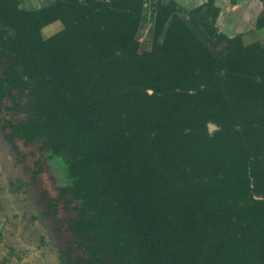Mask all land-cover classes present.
I'll list each match as a JSON object with an SVG mask.
<instances>
[{"label": "trees", "instance_id": "trees-1", "mask_svg": "<svg viewBox=\"0 0 264 264\" xmlns=\"http://www.w3.org/2000/svg\"><path fill=\"white\" fill-rule=\"evenodd\" d=\"M142 6L0 0V112L62 159L87 264H264V51L215 53L212 0H157L141 50Z\"/></svg>", "mask_w": 264, "mask_h": 264}, {"label": "flooded vegetation", "instance_id": "flooded-vegetation-1", "mask_svg": "<svg viewBox=\"0 0 264 264\" xmlns=\"http://www.w3.org/2000/svg\"><path fill=\"white\" fill-rule=\"evenodd\" d=\"M169 1L176 5L174 14L185 20L189 10L207 2L159 0L162 4ZM142 3L141 13L146 3L154 8L157 0ZM212 5L217 9L214 31L222 37L214 42L215 53L226 52L228 41L242 49L257 46L264 51L259 39L245 43L242 38L250 31L264 29V0H212ZM178 11L184 14L180 16ZM220 24L230 29L229 35L222 33L226 29ZM236 27L242 30L236 32ZM1 102L4 110L0 112V264H87L86 244L76 241L81 236L70 224L72 216L65 202L71 180L62 159L51 155L42 140L27 139V130L22 127L27 122L23 102ZM211 129L207 127L208 131Z\"/></svg>", "mask_w": 264, "mask_h": 264}, {"label": "rangeland", "instance_id": "rangeland-1", "mask_svg": "<svg viewBox=\"0 0 264 264\" xmlns=\"http://www.w3.org/2000/svg\"><path fill=\"white\" fill-rule=\"evenodd\" d=\"M150 4L146 3L144 5V11H143V16H142V22H140L139 25V30L138 33L136 35V39L139 43L140 49L144 50L145 48L149 47L150 44V40H151V18H152V14H151V6H149ZM182 16L184 14V12H180L178 11ZM59 26V23H58ZM221 27H223V29H226L225 31H222V33H225L226 35H229L230 33V29L229 28H225V24H220ZM60 28V26H59ZM55 26H50V27H45L43 29H41V36L43 38H46L47 36L51 35L52 33H54ZM222 29V28H221ZM237 29V30H236ZM234 30L237 31H241L242 27H236ZM244 42H250L253 40H258L261 42L262 45H264V29L261 32H248V34H244V36H242ZM30 199V198H29ZM33 200V199H31Z\"/></svg>", "mask_w": 264, "mask_h": 264}, {"label": "crops", "instance_id": "crops-1", "mask_svg": "<svg viewBox=\"0 0 264 264\" xmlns=\"http://www.w3.org/2000/svg\"><path fill=\"white\" fill-rule=\"evenodd\" d=\"M17 3H18V8L19 9H22V10H34V9H38V8H41V7H44L46 6L47 4H49V2L51 0H15ZM180 2H187L186 0H178ZM189 1V0H188ZM177 2V0L175 1V3ZM50 26H55V31L54 32H57L61 29V26L59 28L58 26V23L55 22L51 25H49L48 27Z\"/></svg>", "mask_w": 264, "mask_h": 264}]
</instances>
